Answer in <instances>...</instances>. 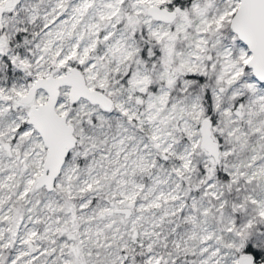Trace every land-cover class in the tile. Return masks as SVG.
I'll return each instance as SVG.
<instances>
[{
    "label": "snow or ice",
    "instance_id": "6c2138e0",
    "mask_svg": "<svg viewBox=\"0 0 264 264\" xmlns=\"http://www.w3.org/2000/svg\"><path fill=\"white\" fill-rule=\"evenodd\" d=\"M0 264H264V0H0Z\"/></svg>",
    "mask_w": 264,
    "mask_h": 264
}]
</instances>
